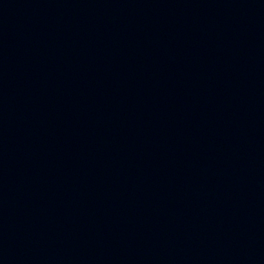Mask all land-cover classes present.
<instances>
[{"label": "water", "instance_id": "95a60500", "mask_svg": "<svg viewBox=\"0 0 264 264\" xmlns=\"http://www.w3.org/2000/svg\"><path fill=\"white\" fill-rule=\"evenodd\" d=\"M0 264H264V0H0Z\"/></svg>", "mask_w": 264, "mask_h": 264}]
</instances>
